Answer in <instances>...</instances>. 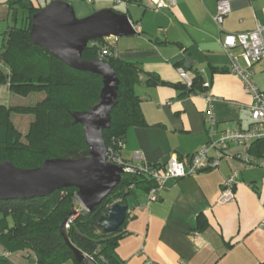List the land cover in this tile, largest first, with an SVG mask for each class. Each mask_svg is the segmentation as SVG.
Here are the masks:
<instances>
[{
	"label": "crops",
	"instance_id": "1",
	"mask_svg": "<svg viewBox=\"0 0 264 264\" xmlns=\"http://www.w3.org/2000/svg\"><path fill=\"white\" fill-rule=\"evenodd\" d=\"M53 1L0 0V50L10 29L28 24L29 8L42 10ZM60 1L71 6L79 19L103 10L126 15L136 31L99 39L106 38L117 58L135 62L141 70L135 90L145 123L127 129L121 148L125 159L160 166L172 156L188 161L209 140L206 95L217 97L214 111L219 132L251 127V95L230 71L221 39L229 32L264 27V0H229L232 11L222 27L215 20L219 0H178L175 6L159 10L149 0ZM181 67L191 78L196 73L202 76V91L187 92ZM252 70L254 82L264 91V60ZM149 75L164 83L148 84ZM10 92L8 84L0 85V103H7L3 97L10 99ZM12 103L6 105H16ZM30 118L27 128L18 125L23 132ZM243 151L244 147L233 143L217 167L168 179L155 201L149 192L127 197L125 235L117 248L123 264L264 262V177L253 171L261 167L247 168L236 157ZM234 171L239 174L236 197L221 204L217 199L222 184ZM5 251L0 244V254L12 256L13 252ZM18 253L36 259L33 253Z\"/></svg>",
	"mask_w": 264,
	"mask_h": 264
},
{
	"label": "trees",
	"instance_id": "2",
	"mask_svg": "<svg viewBox=\"0 0 264 264\" xmlns=\"http://www.w3.org/2000/svg\"><path fill=\"white\" fill-rule=\"evenodd\" d=\"M39 11L29 8L28 24L10 29L0 50V85L8 84L11 92L21 96L45 94L32 105L0 103V161L8 160L21 168H36L55 157H87L90 151L83 125L73 122L71 111L94 107L103 88L101 75L73 69L34 43L30 31L33 16ZM83 58L99 60L97 48L88 44ZM104 61L119 77L118 104L112 112L111 127L104 131L108 147L123 141L127 129L144 124L145 119L135 90L140 82L138 64L117 56ZM149 76L150 85L164 83L155 75ZM192 80L190 88L183 85L187 92L202 91V76L196 73ZM14 114L33 116L25 132L14 122ZM151 166L159 169L165 165ZM157 186L147 172L124 173L115 189L93 210L80 203L75 187L32 198L0 199V244L8 252L33 253L37 264H62L66 260L80 264L61 230L69 217L66 228L71 243L93 263L123 264L117 248L125 235V222L111 233L104 232L97 222L114 203L125 205L127 197L137 195L138 190L149 192ZM0 264L17 263L0 254Z\"/></svg>",
	"mask_w": 264,
	"mask_h": 264
},
{
	"label": "water",
	"instance_id": "3",
	"mask_svg": "<svg viewBox=\"0 0 264 264\" xmlns=\"http://www.w3.org/2000/svg\"><path fill=\"white\" fill-rule=\"evenodd\" d=\"M135 32L126 15L103 10L79 19L71 6L60 0L53 1L33 16L30 35L34 43L45 47L73 69L101 75L103 88L94 107L71 111L73 122L83 125L89 155L78 159L50 158L36 168H21L11 161H0V199L32 198L75 187L80 203L93 210L120 183L124 171L120 165L107 160L104 139V131L111 127L112 112L118 104L119 77L108 62L87 60L83 58V51L90 40ZM127 210V205L114 203L101 215L98 226L106 233L116 231L124 223ZM68 219L61 230L74 258L80 264H95L71 243L66 228Z\"/></svg>",
	"mask_w": 264,
	"mask_h": 264
},
{
	"label": "built area",
	"instance_id": "4",
	"mask_svg": "<svg viewBox=\"0 0 264 264\" xmlns=\"http://www.w3.org/2000/svg\"><path fill=\"white\" fill-rule=\"evenodd\" d=\"M177 1L149 0L150 5L157 10L165 7L171 8L177 4ZM231 11L229 0L218 1L215 20L219 27H222L225 18ZM105 40L94 39L88 42L89 45L97 48L98 58L102 61L117 55L115 48ZM221 43L230 58V71L238 75L246 91L251 95L250 110L253 123L250 128L227 129L219 132L217 128L218 119L214 111V102L217 97L206 95L207 109L205 114L209 140L200 150L192 154L188 161L172 156L164 168L158 169L144 161L136 162L132 159H125L121 154L123 141L107 147V160L120 165L124 173L147 172L156 179L158 186L149 191L151 201L159 198V191L168 179L181 178L217 167L221 158L227 154L229 146L233 143L244 147V151L237 153L236 157L247 168L261 167L264 169V91L254 82L252 70L257 62L264 60V27L260 26L249 32L226 33L221 39ZM235 48H241L242 51L235 53ZM241 61H243V64ZM179 74L184 84L190 88L193 80L184 67L179 69ZM207 86L209 85L207 84ZM216 135H218L217 138H215ZM260 143H263V145L258 146ZM238 176V172L234 171L223 182L217 199L219 203L226 204L235 199ZM66 226H69V224L67 223Z\"/></svg>",
	"mask_w": 264,
	"mask_h": 264
},
{
	"label": "rangeland",
	"instance_id": "5",
	"mask_svg": "<svg viewBox=\"0 0 264 264\" xmlns=\"http://www.w3.org/2000/svg\"><path fill=\"white\" fill-rule=\"evenodd\" d=\"M78 18H80V17H78ZM10 93H11L10 95H12L10 97V99H8L7 97H3V98H5L4 100H7V101H2V102H7L5 104H9V102H13L14 104H20V105H32V104H34V102L37 101V99H42L45 95L44 93H42V94L41 93H33L29 96H21L18 94H14L13 92H10ZM28 117H31L30 119L33 118L32 115L14 114V122L17 125H19L22 129H25L28 126ZM253 171L258 172V174L261 177H264V170L263 169L261 170V168H255ZM137 194L141 195V194H143V192L138 190ZM132 196H136V195H132ZM129 197H131V196H129ZM20 255L21 254H19L18 252H13V254L10 258L12 260H15L16 262H18V264H37L36 259H34V257L26 258V257H22V255L21 256ZM62 264H75V263L72 260H66Z\"/></svg>",
	"mask_w": 264,
	"mask_h": 264
}]
</instances>
